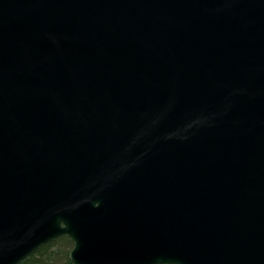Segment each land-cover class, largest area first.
Wrapping results in <instances>:
<instances>
[{"label":"water","instance_id":"1","mask_svg":"<svg viewBox=\"0 0 264 264\" xmlns=\"http://www.w3.org/2000/svg\"><path fill=\"white\" fill-rule=\"evenodd\" d=\"M264 264V0H0V264Z\"/></svg>","mask_w":264,"mask_h":264},{"label":"trees","instance_id":"2","mask_svg":"<svg viewBox=\"0 0 264 264\" xmlns=\"http://www.w3.org/2000/svg\"><path fill=\"white\" fill-rule=\"evenodd\" d=\"M73 246L69 237H60L42 246L20 264H73L70 260Z\"/></svg>","mask_w":264,"mask_h":264}]
</instances>
